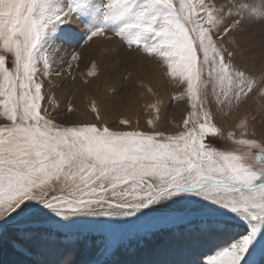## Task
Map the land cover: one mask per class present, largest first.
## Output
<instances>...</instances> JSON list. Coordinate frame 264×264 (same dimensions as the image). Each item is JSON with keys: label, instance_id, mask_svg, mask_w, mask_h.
I'll list each match as a JSON object with an SVG mask.
<instances>
[{"label": "snow or ice", "instance_id": "obj_1", "mask_svg": "<svg viewBox=\"0 0 264 264\" xmlns=\"http://www.w3.org/2000/svg\"><path fill=\"white\" fill-rule=\"evenodd\" d=\"M247 22L264 25V0H0V238L12 235L18 264H49L29 257L42 254L53 225L63 227L52 216H136L165 201L194 205L203 234L230 237L190 264H256L257 249L264 256V136H249L256 118L239 113L248 98L264 97V73L249 74L224 47ZM109 33L159 57L166 75L184 86L173 97H186L188 108L179 131L165 130L171 121L159 98L145 105L148 131L65 125L43 108L37 76L52 75L59 52L52 45L90 44ZM81 59L73 51L61 63L71 69ZM89 63L86 76L97 78L100 64ZM147 93L156 95L150 87ZM91 111L101 119L95 100ZM233 116L226 131L218 120ZM217 139L223 147L209 142ZM119 248L109 245L105 254ZM54 264L76 262L69 251Z\"/></svg>", "mask_w": 264, "mask_h": 264}, {"label": "rangeland", "instance_id": "obj_2", "mask_svg": "<svg viewBox=\"0 0 264 264\" xmlns=\"http://www.w3.org/2000/svg\"><path fill=\"white\" fill-rule=\"evenodd\" d=\"M217 3H222V0H217ZM74 27L82 31L78 25ZM108 37L98 38L90 44L81 42L79 46L60 42L52 45V49H59L58 54L54 55L52 75L37 76V80L43 81L45 85L43 108L47 109L54 121L65 125L96 123L113 129L127 127L148 131L146 121L150 118V113L145 105L159 98L171 121L165 130L179 131L177 125L186 116L188 108L186 97L175 100L173 97H180L184 86L166 75V65L160 62L159 57L128 48L111 33ZM224 47L234 52V63L244 70H250L249 74L260 76L264 73V25L247 22L244 31L225 38ZM73 51L80 52L82 59L78 62V67L70 69L61 60L70 61V53ZM92 59L101 66V73L97 78L86 76ZM38 67L43 72V65ZM57 72L59 75H56ZM85 80L90 82L85 84ZM149 87L156 93L155 96L147 93ZM49 98H53L55 104H50ZM94 100L100 109V120L91 111ZM213 103L210 101L208 106L215 113L219 106H213ZM69 104L73 107L72 112L67 110ZM262 105L264 97H256L255 100L250 97L239 109V113L249 112L256 118L250 127L249 136L252 132H255L256 138L264 136ZM122 119H128L130 125H121L119 121ZM234 122V116L218 120L226 131L233 129ZM209 142L217 147L224 146V142L218 139ZM183 199L199 201L200 204L208 203L195 196L185 195ZM52 221L63 227L57 229L53 225L50 240L41 250L42 254L33 255L29 259L54 264L63 253L70 251L76 264H129L132 260L144 261L146 264H190L193 259L204 258L197 253L211 254L209 249L214 250L216 245L230 239L226 235L203 234L195 206L172 201L161 202L152 206L151 210H141L136 216L80 214L70 216L68 220L52 216ZM156 236L160 237V241L152 242L151 239H156ZM93 238L89 251L79 249L77 243H87ZM11 239V234L0 238V264H18L19 258L11 245ZM112 244L119 245L120 250L127 247L133 249L137 244H141L143 248H135L126 253L119 251L115 256L106 255V247ZM263 257L259 249L254 251L256 264H264ZM245 259H248L247 255Z\"/></svg>", "mask_w": 264, "mask_h": 264}, {"label": "trees", "instance_id": "obj_3", "mask_svg": "<svg viewBox=\"0 0 264 264\" xmlns=\"http://www.w3.org/2000/svg\"><path fill=\"white\" fill-rule=\"evenodd\" d=\"M186 229L188 230L189 228H186ZM151 240H152V242H155L156 243L157 241H160V237L159 236H156V239L155 238H152ZM93 242H94V238H93V240H88L87 243L83 241L82 244L81 243H77V244H78L79 249L81 248V249L88 250L93 245ZM70 246L74 247V245H72V244ZM135 248L142 249L143 247L141 246V244H137V245H135L133 247V249H130V248L127 247V248L122 249V250L119 249V251L120 252L123 251L124 253H126V252H131V250H135ZM263 263H264V257H263Z\"/></svg>", "mask_w": 264, "mask_h": 264}]
</instances>
